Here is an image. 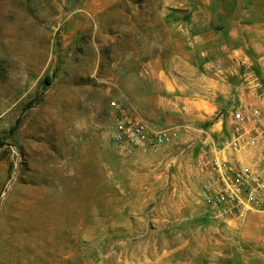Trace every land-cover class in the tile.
Instances as JSON below:
<instances>
[{
	"label": "rangeland",
	"instance_id": "374dc122",
	"mask_svg": "<svg viewBox=\"0 0 264 264\" xmlns=\"http://www.w3.org/2000/svg\"><path fill=\"white\" fill-rule=\"evenodd\" d=\"M252 1L0 0V264H264V213L199 197L201 147L127 155L110 116L154 49Z\"/></svg>",
	"mask_w": 264,
	"mask_h": 264
},
{
	"label": "crops",
	"instance_id": "0c3cea01",
	"mask_svg": "<svg viewBox=\"0 0 264 264\" xmlns=\"http://www.w3.org/2000/svg\"><path fill=\"white\" fill-rule=\"evenodd\" d=\"M244 13L223 17L218 33L181 30L183 51L169 38L168 47L154 49L128 75L122 95L128 111L148 130L176 133L165 148L194 144L206 147L210 159H237L217 152L230 138L231 116L264 105V1L253 0ZM199 157L190 160L194 179Z\"/></svg>",
	"mask_w": 264,
	"mask_h": 264
},
{
	"label": "built area",
	"instance_id": "2783aa9c",
	"mask_svg": "<svg viewBox=\"0 0 264 264\" xmlns=\"http://www.w3.org/2000/svg\"><path fill=\"white\" fill-rule=\"evenodd\" d=\"M110 109L113 138L127 155H156L177 137L169 130H148L115 102ZM231 118L230 138L217 152H229L237 159H210L203 147L195 165L202 182L199 197L224 221L264 213V105L240 108Z\"/></svg>",
	"mask_w": 264,
	"mask_h": 264
}]
</instances>
